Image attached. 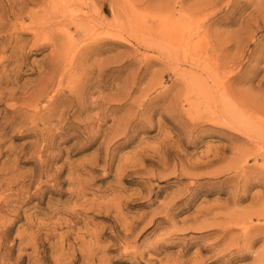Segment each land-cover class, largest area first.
<instances>
[{"label":"rangeland","instance_id":"rangeland-1","mask_svg":"<svg viewBox=\"0 0 264 264\" xmlns=\"http://www.w3.org/2000/svg\"><path fill=\"white\" fill-rule=\"evenodd\" d=\"M0 264H264V0H0Z\"/></svg>","mask_w":264,"mask_h":264}]
</instances>
